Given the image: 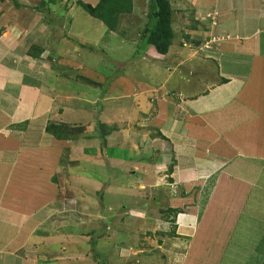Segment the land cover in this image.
I'll use <instances>...</instances> for the list:
<instances>
[{
  "label": "rangeland",
  "instance_id": "374dc122",
  "mask_svg": "<svg viewBox=\"0 0 264 264\" xmlns=\"http://www.w3.org/2000/svg\"><path fill=\"white\" fill-rule=\"evenodd\" d=\"M15 1L22 8H16L13 0H0V41L4 44L0 47V79L6 91L17 93L15 106L20 107L13 105L11 111H43L44 119L38 118L33 128L35 139L47 134L51 126L62 127L69 134L56 143L48 133L56 147L50 148L48 143L42 152L31 148L36 166L30 185L43 202L22 203L43 226L38 235L28 239L24 233L18 241L22 244L18 251L21 264H262L263 256L255 257V252L264 244V222L249 224L255 228L251 236L259 238L247 239L244 247L239 246L244 240L238 231L234 239L238 246L229 248L231 255L205 256L197 246L193 250L194 233L203 229L207 210L218 217L231 214L233 219H244L250 215L264 221V209L258 213L248 210L246 215L250 204H241L243 192L238 195V185L232 191L222 184L219 192L224 188L239 202L217 201L219 192L213 182L217 174L195 184L184 183L181 176L176 181L173 174L182 169L177 152L167 144L172 138L163 133L170 130L172 121H166L163 131L156 128L165 121V114L170 120L176 114L182 121L183 103L178 96L171 100V92L200 90V106L187 102L189 111L216 115L218 111L212 107L222 108L236 86L223 82L230 80L224 59L207 56L218 17L212 6H203L204 0H169L175 40L164 57L150 48L144 56L138 52H142L138 42L150 0H132L131 14L119 19L115 33L77 6L78 2L98 5L101 0H55V4H46L44 13L36 11L42 0ZM255 4L264 14V4ZM240 14L241 20L249 18L245 9ZM232 27L238 29V35L240 26ZM240 35L242 38L244 33ZM259 38L264 39V34ZM261 44L259 57L263 59L264 42ZM33 52L39 58H33ZM257 79L246 87L237 86L234 95L248 103L259 101L258 111L264 113V77ZM211 84L215 88H210ZM256 84L262 87L255 88ZM174 109L180 111L174 113ZM220 114L211 122L215 126L226 118ZM260 123L255 122L250 137L256 142L264 141V118ZM27 128L30 131L24 123L14 129L21 134ZM23 144L30 147L33 142ZM259 144L264 146V142ZM233 177L241 178L237 173ZM262 183L264 186V175ZM18 195L26 199L24 193ZM261 198L264 202V192ZM174 210H182L175 232L173 218L167 220ZM221 230L227 232L225 227ZM218 250L215 253L219 254Z\"/></svg>",
  "mask_w": 264,
  "mask_h": 264
},
{
  "label": "crops",
  "instance_id": "0c3cea01",
  "mask_svg": "<svg viewBox=\"0 0 264 264\" xmlns=\"http://www.w3.org/2000/svg\"><path fill=\"white\" fill-rule=\"evenodd\" d=\"M206 3L212 6L215 15L216 13L218 14V17H216V27L213 28L214 37L210 41L213 47L212 49H207V56H210V59L212 56H219L218 58L224 59L223 63L229 65L225 72L230 76V80L228 79V81L223 82H227L226 86L228 87L234 84L236 86L233 88L230 96L225 98L222 108H217L216 105L212 107L214 111H218L216 115L207 112L205 114H197L189 111L187 102H192L191 104L189 103L190 106H200L197 100V94L201 95L202 93L200 90L190 94L187 91L181 90L178 92V95L171 92V100L178 96L183 103L181 105L182 118L180 119L182 121L178 120L176 114L175 119L172 120H170L171 116L165 114V121L157 124L156 128L162 130L166 121H172L170 130L162 131L172 138V141H168L167 144H171V148L173 147L177 152H175V157L178 160L179 167L182 169L181 171H176L177 175L173 174L176 181H179V177L181 176L184 183L195 184L200 182V180H207L211 175L217 174L213 178L214 184L216 183L215 188L217 193L222 184H226L232 191H235L233 186L235 185L236 187L238 185V195L239 191L243 192L240 198L241 204L243 206L250 204L246 209V215L248 210L258 213L264 209V202H262L261 198V194L264 192L263 183L261 185L264 175V167L262 166V164L264 165V146L262 147L259 144L264 141L256 142V140L253 141L250 137L254 135L253 125L255 122H259L261 126L260 120L264 118V113L258 111L261 104L259 101L248 103L242 100V96H235L234 90L237 86L246 87L250 82L253 83V81L258 80L257 77L260 75L264 77V58L259 57V54L262 52L261 42H264V39L259 38L264 34V14L261 13L260 7L258 8L255 4L261 3L262 5L264 4V0H204L202 5L204 6ZM89 4L93 5L92 3ZM257 8L258 12L255 11ZM242 9H245L246 16L249 18L241 20L240 11ZM238 20L241 21L237 23ZM234 25L240 26L238 35L236 33L238 29L232 30V26ZM241 29L247 30L248 34L246 35L245 31L243 32ZM241 33H244L242 38L239 37ZM2 44L0 41V47L3 48L4 44ZM214 47L218 49L215 50ZM195 54H197L196 50ZM1 84L0 264L7 262L21 264L22 261L18 255V251H20L22 244L18 243V241L21 240L24 233L25 237H29L28 239L33 238V235H38L37 231L43 226L37 222V218L31 217L32 214L27 212L28 209H25V205L22 203L28 202L36 205L38 202H43L42 198L36 194V188L30 185V181L33 179L32 173L35 171L34 166H36L32 162L33 152L31 148L34 147L36 151L42 152L47 150L48 143H50V148L57 145L56 143L53 145L49 141L50 139L47 137V134L38 135L36 139L32 136L34 135L33 128L39 123L37 119H44L42 115L43 111L40 108H33L32 111H29L31 109L26 108L23 109V114H21L20 109L19 111H14L13 114L11 110L16 105L17 93L6 91L3 88V84H5L3 79ZM209 86H211L210 88H215L216 85L211 84ZM257 87L262 86L256 84L255 88ZM246 98L251 99L250 97ZM178 111L180 109H174V113ZM231 111H239L241 114H229ZM220 112L224 113L226 118L215 126L211 122L222 115ZM35 113L36 118L33 117ZM30 119L33 122H30ZM24 123H27L30 131L27 128V131L19 134V131H15L14 128ZM247 125L248 127L244 129ZM218 127L224 128V130H220ZM26 132L32 136V140L26 139ZM16 136L17 138H15ZM248 138H250L249 141H247ZM22 141L27 142V144L33 142V144L29 147V145L23 144ZM9 144L13 148H10ZM235 173L241 176L242 179L240 178V180L242 182L233 177ZM22 182L23 186H17V184L19 185ZM18 192L24 193L26 199H21ZM251 198L252 202H248ZM216 200L239 202V200H234L230 194L228 196L224 188L218 193ZM28 211L30 212V209ZM205 216L206 220H203V229L199 230L198 228L194 233L195 243L193 244V250L197 246V250L200 249V254L212 257L220 254L231 255L232 252L229 251V248L235 245L234 239L236 238V233L241 231L243 235L242 239L244 241L239 244V246H242L247 243V239L253 237L251 233H253L255 228L249 224L257 225L264 222L260 218L250 215L244 219L242 216L233 219L231 218V214L227 218L226 215L218 217L210 215L208 210ZM207 217L218 218L209 220ZM229 218H231L230 221L228 220ZM196 221L197 219L195 218L194 222ZM223 227H225L227 232L221 230ZM244 229H246V232H244ZM253 238L257 240L259 236ZM235 246H238V244ZM218 248L219 254L215 253V250ZM250 250V253L254 252L252 249ZM257 255L264 256V244L257 246L255 257ZM210 264H212L211 261Z\"/></svg>",
  "mask_w": 264,
  "mask_h": 264
},
{
  "label": "trees",
  "instance_id": "16d2710c",
  "mask_svg": "<svg viewBox=\"0 0 264 264\" xmlns=\"http://www.w3.org/2000/svg\"><path fill=\"white\" fill-rule=\"evenodd\" d=\"M55 0H42L40 5L36 8L37 12L44 13V7L47 3H54ZM13 4L16 8H22L19 2L13 0ZM55 4V3H54ZM77 6L82 8L84 13L101 23H103L109 32L115 33L118 28L119 19L124 15L131 14L132 0H101L97 6L91 4H85L83 2H78ZM48 11V10H46ZM126 11H129L126 12ZM146 23L143 26V30L139 36V48H142V53L144 56L146 49L152 47L157 54L166 56L169 54L170 49L173 45L175 39V33L173 30V9L169 0H150L149 11L146 16ZM33 58H39V54L33 52ZM140 54L136 53V56ZM104 97L106 96L103 95ZM46 133H50L55 137V142L64 141L68 137V131L62 127L51 126L47 128ZM102 143V151L105 154V139L104 136H99ZM60 144V143H59ZM57 145V144H56ZM173 174L172 172H170ZM182 214V210H174L171 212V216L167 217L169 222L170 218L174 232L177 229L175 226L177 217ZM264 264V256L263 262Z\"/></svg>",
  "mask_w": 264,
  "mask_h": 264
},
{
  "label": "clouds",
  "instance_id": "9594fccd",
  "mask_svg": "<svg viewBox=\"0 0 264 264\" xmlns=\"http://www.w3.org/2000/svg\"><path fill=\"white\" fill-rule=\"evenodd\" d=\"M100 3V2H99ZM97 6V5H96ZM104 25V24H103ZM105 26V25H104ZM175 40V39H174ZM174 42V41H173ZM172 48V47H171ZM151 50H154L152 47H150ZM171 50V49H170ZM155 51V50H154ZM156 53V52H155ZM170 53V52H169ZM159 56H162L161 54H158ZM167 56V55H166ZM165 57V56H164ZM148 58V57H147ZM106 97V96H105ZM104 96H102L100 99L103 100Z\"/></svg>",
  "mask_w": 264,
  "mask_h": 264
}]
</instances>
